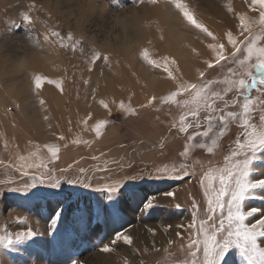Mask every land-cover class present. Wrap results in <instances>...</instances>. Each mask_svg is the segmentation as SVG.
<instances>
[{"label":"rangeland","instance_id":"374dc122","mask_svg":"<svg viewBox=\"0 0 264 264\" xmlns=\"http://www.w3.org/2000/svg\"><path fill=\"white\" fill-rule=\"evenodd\" d=\"M36 77L48 82L37 89ZM122 103L134 111L121 110ZM196 109L201 120L228 112L237 117L226 127L214 121L209 137L189 141L195 130L180 133L179 118ZM261 115L264 0H0V234L27 227L41 234L19 253L0 250V264H184L193 214L197 226L207 218L203 174L225 166L243 139V119L261 127ZM101 119L107 124L98 137L92 126ZM45 144L59 146L55 161ZM31 153L57 175L91 177L92 188L38 186L28 198L9 193L28 182L19 158ZM258 156L252 179H264V151ZM182 164L195 175L137 179ZM113 182L123 185L112 201L116 218L106 195L94 191ZM152 196L157 207L144 212ZM255 196L245 210L264 208V189ZM59 207L52 236L48 225ZM80 216L85 223L76 226ZM124 229L132 245L119 241L111 253L99 251ZM227 260L247 264L237 248Z\"/></svg>","mask_w":264,"mask_h":264},{"label":"snow or ice","instance_id":"6c2138e0","mask_svg":"<svg viewBox=\"0 0 264 264\" xmlns=\"http://www.w3.org/2000/svg\"><path fill=\"white\" fill-rule=\"evenodd\" d=\"M42 77L35 78V86L41 88L44 83H47ZM62 91V85L60 86ZM165 102L170 101L165 98ZM41 103H44L41 101ZM118 107L128 113L134 110L130 106L120 104ZM207 108V105L205 106ZM251 105L245 103L243 105L242 116L247 117L250 114ZM223 113V112H221ZM237 113L228 112L213 117L207 114L201 120L200 110L196 109L189 111L179 118V132L188 133L190 129L195 130L192 135L188 136V140L192 141L196 137H209L213 132L214 121H219L221 125L226 127V121L229 118H236ZM191 118V119H189ZM90 119V117H89ZM261 127L250 122L248 118L243 119V139L236 141V148L231 152V155L226 157V164L222 168L209 169L206 171L200 183L204 188V195L207 197V218L201 220L197 226L195 213L193 214V222L189 227L195 229L190 236V259L185 260L184 264H228L227 257L232 248L239 249L240 255L247 261V264H264V208L251 207L245 210V201L251 198H256L255 192L257 189H264V179H252L256 169L253 167L254 162L260 159L258 153L264 151V115L260 116ZM87 124V119L84 121ZM107 124L106 120H99L93 126V131L99 137L102 129ZM206 124L203 131L200 129ZM221 128L219 135H223ZM59 139L63 140L61 136ZM80 143L79 140L73 141ZM216 139L211 140L212 145H216ZM204 148L205 144L198 145ZM44 148L50 154V159L55 161L58 158L60 148L56 144H45ZM208 152L213 151V147L207 148ZM188 148L186 147L183 155L187 156ZM38 153H31L28 157L21 156L19 159L23 161L19 170L24 177L28 178V182L14 188H8L9 193L21 194L24 198H28L38 186H45L53 190H61L63 184L81 185L84 188H92L90 183L91 177L87 179L84 176L74 178L57 175L56 170L49 166L43 158H39ZM35 169L33 173L30 170ZM66 171V170H61ZM84 169H80V173H84ZM180 173V174H176ZM195 170H189L188 166L180 165L179 169L172 167L157 168L155 174L140 176L137 179H155V180H180L186 176H194ZM123 185L118 182L106 183L98 186L94 191L102 192L106 195L109 201V207L112 208L114 218L118 216L112 201L118 199V194ZM164 196L173 197L175 194L172 191H166ZM3 193L0 192V197ZM156 197H149L143 204L144 212H148L157 207ZM179 208V205H177ZM219 213V215H217ZM63 214V208H57L56 212L49 221V235L54 236L60 218ZM97 218L101 215V210H97ZM259 216L254 222H249V218ZM75 219V225L79 226L85 223V218L80 216ZM17 222L26 223L23 218H17ZM74 225L69 223L68 228ZM127 229L115 232L114 238L109 243H104L99 251L102 253H111L117 242L122 241L127 245H132L133 236L127 234ZM148 231L153 233L154 229L148 228ZM167 231V229H165ZM41 235L31 227L15 231L3 232L0 234V250H13L19 253L22 246L32 241L35 237ZM202 253V256H201ZM69 264H78L77 260H70ZM125 264H130L126 260ZM142 264V262H141Z\"/></svg>","mask_w":264,"mask_h":264},{"label":"bare ground","instance_id":"6f19581e","mask_svg":"<svg viewBox=\"0 0 264 264\" xmlns=\"http://www.w3.org/2000/svg\"><path fill=\"white\" fill-rule=\"evenodd\" d=\"M169 66V65H168ZM171 67V66H170ZM42 69H44V66L42 65ZM44 72L46 73V68L44 69ZM116 264V263H115Z\"/></svg>","mask_w":264,"mask_h":264},{"label":"crops","instance_id":"0c3cea01","mask_svg":"<svg viewBox=\"0 0 264 264\" xmlns=\"http://www.w3.org/2000/svg\"><path fill=\"white\" fill-rule=\"evenodd\" d=\"M225 17H227V15H225ZM220 19H221V16H220ZM222 19H226V18L222 17Z\"/></svg>","mask_w":264,"mask_h":264}]
</instances>
